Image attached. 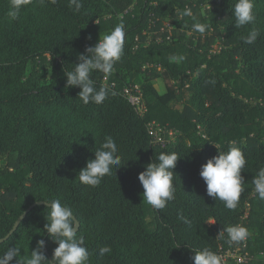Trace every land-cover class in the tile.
Masks as SVG:
<instances>
[{
  "label": "trees",
  "instance_id": "1",
  "mask_svg": "<svg viewBox=\"0 0 264 264\" xmlns=\"http://www.w3.org/2000/svg\"><path fill=\"white\" fill-rule=\"evenodd\" d=\"M235 2L82 0L76 13L69 0H32L12 21L6 15L10 0H0V236L31 204L59 199L79 221L89 264H193L190 248H226V234L221 239L218 233L234 224L250 233L248 264H264V200L252 184L264 168V0H254L256 21L242 28L234 25ZM185 7L209 25L206 34L193 29L191 18L179 20ZM121 18V60L111 76L92 74L98 88L107 85L115 95L100 105H85L78 87L65 86L64 71ZM166 20L178 21L179 28L169 30ZM252 28L260 35L245 44L241 38ZM173 54L186 58L170 63ZM31 60L40 68L28 71ZM159 77L163 93L154 87ZM132 85L141 90L142 114L123 95ZM149 122L175 135L170 139L165 133L163 145L154 143ZM106 136L115 140L126 162L98 186L83 185L79 170ZM233 142L247 161L241 171L245 191L238 207L228 210L206 194L199 171ZM161 152L178 155L176 192L157 211L143 201L138 173ZM46 206L36 205L26 214L0 243V254L15 246L22 260L43 239L51 260L57 245L43 230ZM105 245L112 251L100 257Z\"/></svg>",
  "mask_w": 264,
  "mask_h": 264
},
{
  "label": "clouds",
  "instance_id": "2",
  "mask_svg": "<svg viewBox=\"0 0 264 264\" xmlns=\"http://www.w3.org/2000/svg\"><path fill=\"white\" fill-rule=\"evenodd\" d=\"M41 4L45 0H40ZM55 3L56 0H49ZM32 0H10L7 17L15 21L19 18L21 10L30 5ZM69 5L73 11L78 13L83 7L82 0H69ZM254 0H236L232 7L235 28H242L245 25H252L256 21L254 14ZM184 17L193 20V29L201 35L206 34L208 24L201 23L188 7L179 13V20ZM260 35L259 29L252 28L246 36L241 39L245 44L254 43ZM125 46V24L121 18L109 33L99 38L94 46H88L83 53L77 55L76 63L71 70L64 71L66 77L65 86L78 87L81 102L85 105L94 103L102 104L110 95H115L107 85L97 87L92 74L99 72L106 76H111L114 66L124 54ZM184 55L173 54L168 57L170 63L179 64L185 60ZM214 83V81H211ZM178 155L175 152H161L157 155L156 161L153 159L144 170L138 173V180L143 188L142 199L154 210L164 209L169 201L175 199L174 171ZM126 161L122 162L119 148L111 136H106L99 148L94 151V158L86 162L85 167L79 170V182L89 187H96L105 176H111L113 170L119 168ZM246 158L242 149L235 143L227 151H218L217 155L209 158L200 167L199 175L206 185V194L215 201L219 200L228 210H235L241 198V193L245 191L243 187L242 169H245ZM254 192L258 199L264 200V168H260L252 180ZM47 202L45 209L46 223L43 230L48 237L57 245L53 249L51 260L46 258L43 248V239L36 241V246L27 257L17 260L21 253V248L7 247L0 254V264H10L16 259V264H89L90 253L85 246V237L78 235L80 228L79 221L73 213V209L62 203L59 199H43ZM179 218L185 223H189L182 214ZM16 225L13 224L7 236H0V243L8 239L14 231ZM221 239L227 237L230 244H244L250 233L248 229L240 224L229 225L219 233ZM179 247V246H178ZM193 251V264H223V258L210 248L195 249ZM112 251L110 246L99 248L100 257Z\"/></svg>",
  "mask_w": 264,
  "mask_h": 264
},
{
  "label": "built area",
  "instance_id": "3",
  "mask_svg": "<svg viewBox=\"0 0 264 264\" xmlns=\"http://www.w3.org/2000/svg\"><path fill=\"white\" fill-rule=\"evenodd\" d=\"M123 95L135 107V110L139 114L144 112L145 106L138 85L126 86L123 89ZM147 131L154 143H160L162 145L166 141L163 137L165 133L168 134L170 139L175 135L172 130L165 129L155 122H149L147 124ZM216 253L223 258V264H248L252 259L251 254L246 250V242L240 245L229 244L226 248L220 246Z\"/></svg>",
  "mask_w": 264,
  "mask_h": 264
},
{
  "label": "rangeland",
  "instance_id": "4",
  "mask_svg": "<svg viewBox=\"0 0 264 264\" xmlns=\"http://www.w3.org/2000/svg\"><path fill=\"white\" fill-rule=\"evenodd\" d=\"M165 25L169 28V30H171V28H179V22L178 21H172L170 22V20H166L165 21ZM28 71H31L33 69H37L40 68V65L38 64V62H35L34 60H31L28 63ZM154 87L157 89L158 92L163 93L165 91V85L163 83V80L159 77L156 79L155 81V85ZM177 107H181V104H177Z\"/></svg>",
  "mask_w": 264,
  "mask_h": 264
},
{
  "label": "water",
  "instance_id": "5",
  "mask_svg": "<svg viewBox=\"0 0 264 264\" xmlns=\"http://www.w3.org/2000/svg\"><path fill=\"white\" fill-rule=\"evenodd\" d=\"M42 204H46V202H35L33 204H31L30 206H28V208L17 218L16 222L14 223L16 225V228L19 224V222L26 216V214L36 205H42ZM15 228V229H16ZM7 236V235H6ZM4 241V240H3Z\"/></svg>",
  "mask_w": 264,
  "mask_h": 264
}]
</instances>
